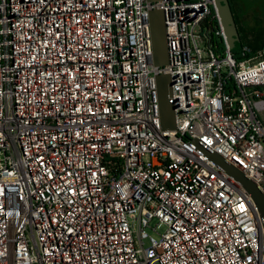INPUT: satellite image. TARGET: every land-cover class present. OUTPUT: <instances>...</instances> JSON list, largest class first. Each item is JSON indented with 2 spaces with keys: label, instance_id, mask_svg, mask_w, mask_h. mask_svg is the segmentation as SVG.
<instances>
[{
  "label": "built area",
  "instance_id": "obj_1",
  "mask_svg": "<svg viewBox=\"0 0 264 264\" xmlns=\"http://www.w3.org/2000/svg\"><path fill=\"white\" fill-rule=\"evenodd\" d=\"M263 115L264 49L238 62L215 0H0V264H264L256 205L208 154L264 192Z\"/></svg>",
  "mask_w": 264,
  "mask_h": 264
},
{
  "label": "water",
  "instance_id": "obj_2",
  "mask_svg": "<svg viewBox=\"0 0 264 264\" xmlns=\"http://www.w3.org/2000/svg\"><path fill=\"white\" fill-rule=\"evenodd\" d=\"M159 0H147L149 3H155ZM219 11L222 24L224 26L225 34L230 49L236 50L241 45V36L238 25L235 20L232 4L230 0H215ZM150 24L152 29L153 40V64L157 67H164L168 64V46L166 38V24L165 14L160 10H153L150 12ZM160 95V110L162 128L165 130H172L175 128V108L170 105L168 101V94L172 82L169 76L160 75L157 77ZM207 152V151H206ZM210 158L225 172L238 182L242 188L250 195L257 210L259 211L264 226V192H262L257 185L249 179L243 171L235 164L226 162L221 156L216 153H208Z\"/></svg>",
  "mask_w": 264,
  "mask_h": 264
},
{
  "label": "rangeland",
  "instance_id": "obj_3",
  "mask_svg": "<svg viewBox=\"0 0 264 264\" xmlns=\"http://www.w3.org/2000/svg\"><path fill=\"white\" fill-rule=\"evenodd\" d=\"M232 4L240 22L242 35L245 38H252L258 33L264 32V0H232ZM252 28L254 35H251ZM248 29L250 30L248 31ZM262 119L264 120V115ZM156 225L157 221L153 222L151 227H156ZM162 231L163 229L158 230V232ZM147 232L150 236H157L150 228L147 229ZM146 245L148 246V242Z\"/></svg>",
  "mask_w": 264,
  "mask_h": 264
},
{
  "label": "trees",
  "instance_id": "obj_4",
  "mask_svg": "<svg viewBox=\"0 0 264 264\" xmlns=\"http://www.w3.org/2000/svg\"><path fill=\"white\" fill-rule=\"evenodd\" d=\"M230 2L232 4V0H230ZM232 8L235 14L234 7ZM235 20L237 22L239 33L241 36V45L238 49L233 50L232 53L238 62L254 58L258 54V52L261 51L264 47V32L258 33L256 36L252 37L253 39L251 37L247 39L242 35L240 22L236 15H235ZM251 35H254V34L252 33ZM218 45H219V49L221 50V52L224 51L225 49L224 45L220 43ZM245 46L249 47L251 51L247 53L245 56H243L242 50Z\"/></svg>",
  "mask_w": 264,
  "mask_h": 264
},
{
  "label": "crops",
  "instance_id": "obj_5",
  "mask_svg": "<svg viewBox=\"0 0 264 264\" xmlns=\"http://www.w3.org/2000/svg\"><path fill=\"white\" fill-rule=\"evenodd\" d=\"M232 7H233V4H232ZM234 11H235V9H234ZM234 15H236V13L234 14ZM237 16V15H236ZM238 17V16H237ZM250 29H248V31H249ZM253 28L251 29V33H253ZM250 33V32H249ZM263 49H264V47H263Z\"/></svg>",
  "mask_w": 264,
  "mask_h": 264
}]
</instances>
